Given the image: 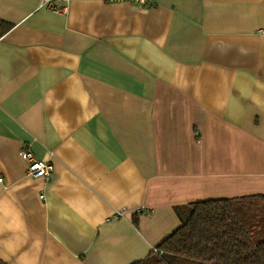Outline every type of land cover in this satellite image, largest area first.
<instances>
[{
  "label": "crops",
  "instance_id": "obj_1",
  "mask_svg": "<svg viewBox=\"0 0 264 264\" xmlns=\"http://www.w3.org/2000/svg\"><path fill=\"white\" fill-rule=\"evenodd\" d=\"M52 1L0 0V264H133L264 193V0Z\"/></svg>",
  "mask_w": 264,
  "mask_h": 264
},
{
  "label": "trees",
  "instance_id": "obj_2",
  "mask_svg": "<svg viewBox=\"0 0 264 264\" xmlns=\"http://www.w3.org/2000/svg\"><path fill=\"white\" fill-rule=\"evenodd\" d=\"M3 24L0 35L10 27ZM175 210L180 226L157 251L133 264H264V193L196 201Z\"/></svg>",
  "mask_w": 264,
  "mask_h": 264
},
{
  "label": "built area",
  "instance_id": "obj_3",
  "mask_svg": "<svg viewBox=\"0 0 264 264\" xmlns=\"http://www.w3.org/2000/svg\"><path fill=\"white\" fill-rule=\"evenodd\" d=\"M111 1H127V0H111ZM130 1H135L141 5H150L154 3V0H130ZM44 3L56 11L66 10V8L57 7L52 0H44ZM21 155L28 163L27 172L30 176L35 178H39V177L49 178L52 175L55 169L54 163L52 161L43 160L37 157L32 151L26 148H22ZM0 181H2L1 178ZM120 215H122V213ZM153 249L157 251L155 247Z\"/></svg>",
  "mask_w": 264,
  "mask_h": 264
}]
</instances>
